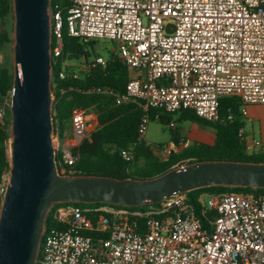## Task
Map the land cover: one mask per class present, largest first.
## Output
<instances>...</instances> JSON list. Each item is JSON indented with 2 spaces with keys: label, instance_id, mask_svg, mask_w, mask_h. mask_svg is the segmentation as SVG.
I'll list each match as a JSON object with an SVG mask.
<instances>
[{
  "label": "built area",
  "instance_id": "obj_1",
  "mask_svg": "<svg viewBox=\"0 0 264 264\" xmlns=\"http://www.w3.org/2000/svg\"><path fill=\"white\" fill-rule=\"evenodd\" d=\"M64 29L86 42H117L116 54L136 73L118 104L192 110L209 122L218 120L223 97L240 98L243 118L249 106L264 105V0H72L66 17L52 9L54 60L63 53ZM106 63L98 56L88 67ZM5 116L0 93V125ZM148 122L149 116L141 138ZM121 156L130 160V150ZM76 160L63 145L60 173L73 174ZM7 181L0 184V211ZM198 203L203 216L217 212L209 227L188 193L148 210L56 206L37 264H264V193H204Z\"/></svg>",
  "mask_w": 264,
  "mask_h": 264
},
{
  "label": "water",
  "instance_id": "obj_2",
  "mask_svg": "<svg viewBox=\"0 0 264 264\" xmlns=\"http://www.w3.org/2000/svg\"><path fill=\"white\" fill-rule=\"evenodd\" d=\"M52 1L13 0L10 171L0 211V264H37L55 204L141 207L206 187L264 189L263 162L205 160L144 179L61 174L53 114Z\"/></svg>",
  "mask_w": 264,
  "mask_h": 264
},
{
  "label": "trees",
  "instance_id": "obj_3",
  "mask_svg": "<svg viewBox=\"0 0 264 264\" xmlns=\"http://www.w3.org/2000/svg\"><path fill=\"white\" fill-rule=\"evenodd\" d=\"M52 2V9L62 10L66 17L72 0H53ZM13 15V0H0V47L13 42ZM99 42L101 41L86 42L81 37L70 36L64 29L63 53L54 60L52 89L55 95L53 114L58 163L63 144L75 135L76 130L72 127L77 118L80 116L89 124L90 116L95 115L97 122L94 130L88 135V131H82L77 141L71 144L72 154L77 160L69 172L75 175L144 179L164 174L178 163L188 164L205 160L264 163V154L260 156L248 154L246 123L241 113L242 102L238 97H223L220 100L219 118L215 122L201 119L192 110L169 113L163 109L152 108L146 112L140 102L118 104V96L126 92L128 83L136 77V73L113 52H106L105 67L89 68L90 62L101 56L97 47ZM77 62L78 64H74ZM13 89L14 70L10 65L0 62V93L6 105V116L3 124L0 125V184L10 171L12 123L10 99ZM177 114H179L178 121L189 120L212 128L216 139L212 144L196 143L192 147L184 148L181 152L173 150L169 157L161 159L150 146L146 145L144 138L140 137V127L147 116L150 119L157 117L165 124L171 125L173 117ZM71 128L73 130H70ZM179 138L180 135L174 138L177 147L180 145ZM123 149L130 150V160H125L121 156ZM142 160L146 162L145 168H150L152 173L146 171L133 175L128 172L132 169L131 165L134 162ZM204 193L260 194L264 193V189L213 186L189 192V202L196 207L202 226L209 227V220L216 218L217 212L209 211L206 216L201 214L198 197ZM62 204L82 207L89 205L86 203L55 204L47 215V228L55 225L52 221V213L56 206ZM156 206L158 204L127 208L148 210ZM140 224L145 227V220H140Z\"/></svg>",
  "mask_w": 264,
  "mask_h": 264
},
{
  "label": "rangeland",
  "instance_id": "obj_4",
  "mask_svg": "<svg viewBox=\"0 0 264 264\" xmlns=\"http://www.w3.org/2000/svg\"><path fill=\"white\" fill-rule=\"evenodd\" d=\"M12 23L15 24V16L13 15ZM13 42H9L3 47H0V62L2 64H8L14 70V32L12 34ZM98 44V51L101 52V56L106 58V52H113L118 48V44L115 41L110 40H100ZM74 64H78L74 63ZM254 115L251 119H245V135L248 144V154L260 156L264 154V105L253 106ZM179 114L175 115L172 122L175 126L165 124L159 118H149L147 124V129L144 138L146 145L150 146L161 159H166L169 157L170 153L174 150L176 152H181L184 148L192 147L196 143H209L212 144L215 138V131L202 125L198 122H192L189 120L178 121ZM76 123L72 127L77 130V138L80 136L82 131H91L96 127V116L91 115L88 121L81 118H77ZM70 130H73V129ZM72 131H70L71 133ZM73 134V133H72ZM180 135L179 141L180 145L177 147L175 145L174 138ZM254 140L262 143L261 146H255ZM61 144V142H60ZM170 152H167L165 150ZM146 162L144 160L134 162L131 166V172L133 175H137L143 172H151L150 168H145ZM9 175H7V178ZM110 205L111 204H101ZM61 206V205H60ZM95 206L89 204L87 207Z\"/></svg>",
  "mask_w": 264,
  "mask_h": 264
},
{
  "label": "crops",
  "instance_id": "obj_5",
  "mask_svg": "<svg viewBox=\"0 0 264 264\" xmlns=\"http://www.w3.org/2000/svg\"><path fill=\"white\" fill-rule=\"evenodd\" d=\"M253 106H256V105H251V106H249L248 107V112H249V116H248V118H244V120L245 119H251V117H253L252 115H254V111H253ZM246 123V122H245ZM96 126H97V124H96ZM96 128V127H95ZM94 128V129H95ZM93 129V130H94ZM92 131V130H91ZM91 131H88L87 132V135L91 132ZM76 135H78L77 134V130H76V132H75V135H74V137H72V139L70 140V141H68L67 143H65V144H63V145H69V146H71V144L73 143V142H76L77 141V136ZM215 139H216V135H215V138H214V141H215ZM202 143V142H201ZM207 144H209V143H207Z\"/></svg>",
  "mask_w": 264,
  "mask_h": 264
}]
</instances>
